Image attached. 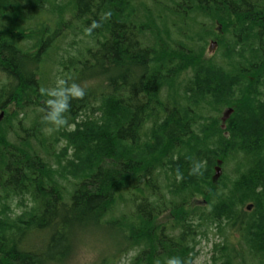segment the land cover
I'll return each mask as SVG.
<instances>
[{
	"label": "trees",
	"instance_id": "16d2710c",
	"mask_svg": "<svg viewBox=\"0 0 264 264\" xmlns=\"http://www.w3.org/2000/svg\"><path fill=\"white\" fill-rule=\"evenodd\" d=\"M65 30L81 50L56 61ZM0 74V264L109 228L129 264H193L214 231L210 264H264V0H0Z\"/></svg>",
	"mask_w": 264,
	"mask_h": 264
},
{
	"label": "rangeland",
	"instance_id": "374dc122",
	"mask_svg": "<svg viewBox=\"0 0 264 264\" xmlns=\"http://www.w3.org/2000/svg\"><path fill=\"white\" fill-rule=\"evenodd\" d=\"M145 2L147 0H144ZM51 27V26H50ZM66 32H69V30H65V32H61L64 39L60 40V46L62 49L57 53V60H62V58L67 57V53L65 54V51H68L70 55L77 54L78 51L81 50V45L77 42H82L81 38H83L81 35H74L72 32H69L66 34ZM218 37H221L222 31L220 29H217ZM219 39L212 38L208 41L207 46V53L206 58H212L217 57L219 60L223 53L218 52V46L214 47L213 50H210V47L213 43L218 44ZM80 49V50H79ZM71 71L65 72L61 69V67L58 66V64H55L52 80H50L49 90H52L56 85H59L61 81L64 80V78L69 77L71 75ZM0 80L3 82L6 79V76H1L0 74ZM95 83V82H90ZM90 83L88 85H90ZM55 85V86H54ZM31 95V94H30ZM14 106L10 107L8 110H4L0 113H4L3 119H5L7 114H11L16 111ZM227 110L223 113V118L225 117ZM233 113H231L227 118L226 121L223 122L224 129H226L227 121L231 117ZM18 115V114H17ZM32 117V115H31ZM222 118V119H223ZM0 121V122H1ZM15 122V120H14ZM48 136L52 134V132L49 130L46 132ZM49 146H51V142H49ZM63 144L59 143V148L62 147ZM46 152V151H45ZM71 154V153H70ZM237 160V159H236ZM236 161L229 164L226 168V171L221 168L223 174H227L228 177H232L235 173L234 166ZM71 182V181H70ZM63 187L65 186L69 191H71L70 183L67 181H63ZM199 201H202V198H199ZM29 202H26V205H28ZM200 203H196V206H200ZM13 209L16 213L20 214L25 209L24 206L21 205V202L15 201L13 204ZM188 210V209H186ZM166 215H164L162 218H164ZM117 218V217H115ZM163 220V219H162ZM216 231L210 232L209 234V241L206 239H202L199 242V245L197 246V257L194 260L193 264H210L211 263V257H212V247L215 242H223V237H219L218 235L214 236ZM124 236L122 237L121 233L112 232L111 228L109 229H100V230H94L91 231L90 229L84 230L82 234L77 238V240L74 243L73 250L71 254L68 256V258L63 261L60 264H129L131 260L137 255V250H131L129 248L124 247ZM110 261V262H109Z\"/></svg>",
	"mask_w": 264,
	"mask_h": 264
},
{
	"label": "clouds",
	"instance_id": "9594fccd",
	"mask_svg": "<svg viewBox=\"0 0 264 264\" xmlns=\"http://www.w3.org/2000/svg\"><path fill=\"white\" fill-rule=\"evenodd\" d=\"M98 27V25H96L95 23H93V25L87 29L86 31L88 33H91L92 28ZM73 89L75 91V94L78 96H83V90L78 88L77 86H73ZM67 107L66 103H58L56 105L55 111L53 113H51L48 117L49 120L53 121L55 124L59 125H63L65 123V120L63 119V117L61 116V112H63ZM167 264H181V261L179 258L173 257L171 258Z\"/></svg>",
	"mask_w": 264,
	"mask_h": 264
},
{
	"label": "water",
	"instance_id": "95a60500",
	"mask_svg": "<svg viewBox=\"0 0 264 264\" xmlns=\"http://www.w3.org/2000/svg\"><path fill=\"white\" fill-rule=\"evenodd\" d=\"M216 46H217V44H216V43H213V44L211 45L210 50H213L214 47H216ZM232 112H233L232 109H230V110H228V111L226 112L225 117L223 118V122L226 121V118H227ZM3 116H4V113H2V114L0 115V121H1V119L3 118ZM221 165H222V161H219V162H218V165H217V167H216V169H215V170H216V174H215V176L213 177V181H214V182H216V181L220 178V176H221V173H222Z\"/></svg>",
	"mask_w": 264,
	"mask_h": 264
},
{
	"label": "bare ground",
	"instance_id": "6f19581e",
	"mask_svg": "<svg viewBox=\"0 0 264 264\" xmlns=\"http://www.w3.org/2000/svg\"><path fill=\"white\" fill-rule=\"evenodd\" d=\"M211 48V47H210Z\"/></svg>",
	"mask_w": 264,
	"mask_h": 264
}]
</instances>
